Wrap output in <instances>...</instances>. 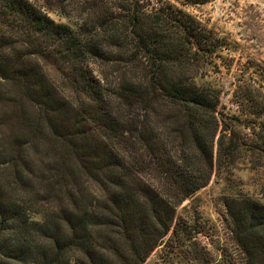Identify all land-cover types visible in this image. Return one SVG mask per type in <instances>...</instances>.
<instances>
[{
  "label": "trees",
  "instance_id": "trees-1",
  "mask_svg": "<svg viewBox=\"0 0 264 264\" xmlns=\"http://www.w3.org/2000/svg\"><path fill=\"white\" fill-rule=\"evenodd\" d=\"M228 47L165 0H0V264L201 259L180 208L264 152L206 79ZM224 205L237 264H264V203Z\"/></svg>",
  "mask_w": 264,
  "mask_h": 264
},
{
  "label": "rangeland",
  "instance_id": "rangeland-1",
  "mask_svg": "<svg viewBox=\"0 0 264 264\" xmlns=\"http://www.w3.org/2000/svg\"><path fill=\"white\" fill-rule=\"evenodd\" d=\"M165 1L227 39L229 49L220 52L221 57L216 59L219 70L211 67L206 79L221 91L220 116L227 123L236 124L237 135L243 136L247 131L252 132L253 138L256 135L264 138V0ZM50 15L60 22H72L54 11ZM247 120L249 131L241 126ZM251 154L248 159L239 156L233 166L217 171L210 183L179 210V215L189 222L190 234L196 235L194 238L200 242L201 259L192 258L193 252L185 248L182 251L181 246L171 249L161 245L144 264H237L241 255L229 232L224 201L238 194L264 203V152L255 150ZM230 258L232 261L228 263Z\"/></svg>",
  "mask_w": 264,
  "mask_h": 264
}]
</instances>
